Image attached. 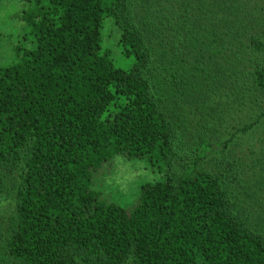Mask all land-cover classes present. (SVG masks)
I'll return each instance as SVG.
<instances>
[{
    "label": "trees",
    "instance_id": "1",
    "mask_svg": "<svg viewBox=\"0 0 264 264\" xmlns=\"http://www.w3.org/2000/svg\"><path fill=\"white\" fill-rule=\"evenodd\" d=\"M240 3L16 0L0 264H264V137L203 166L236 101L264 104V34L244 37ZM118 157L156 180L130 208L99 191L119 185Z\"/></svg>",
    "mask_w": 264,
    "mask_h": 264
},
{
    "label": "rangeland",
    "instance_id": "2",
    "mask_svg": "<svg viewBox=\"0 0 264 264\" xmlns=\"http://www.w3.org/2000/svg\"><path fill=\"white\" fill-rule=\"evenodd\" d=\"M245 2L247 5L241 6L240 3L237 9L239 11L235 18V23L239 24L244 37H247L251 30H255V32H251L252 34L263 36L264 0H245ZM16 12V0H0V64L13 60L12 49L8 43L9 40L5 39L4 36L7 33L13 34L11 39L16 36L13 22V15ZM108 35L109 30L104 26L102 29L104 44L106 40L108 42ZM111 45L109 44V46ZM113 54V61L117 67L127 69L130 66V62L123 59L116 51H113ZM239 103L240 101H236L238 108L234 109L228 117L225 116L226 118L223 119V121L227 119V121L223 122L224 125H221L223 131L216 134L213 130H209L207 133L209 138L219 140V144L211 149L207 154L206 163L203 164V166L206 165L208 169H211L212 173L223 170L224 165L221 164L223 160L231 158L234 154L239 155V151L250 144L252 145L258 137H264V118L261 117V113L264 112V104L256 110H252L251 106H248V102L246 106H239ZM246 127L248 128L246 129ZM217 128H220V125ZM143 161L140 158L125 159L118 157L113 162L112 167L116 171V176L119 175V185L111 189L109 186L102 184L103 186L100 190L98 189L101 192L100 194L104 196L102 199L130 208L138 196L140 186L147 182L156 181L154 180V174L148 175L146 173L144 169L146 166ZM108 174L111 173L107 172L106 175ZM113 175L114 173L108 175L107 179H111ZM216 175L219 176V174ZM5 217V206H0V222H4Z\"/></svg>",
    "mask_w": 264,
    "mask_h": 264
}]
</instances>
